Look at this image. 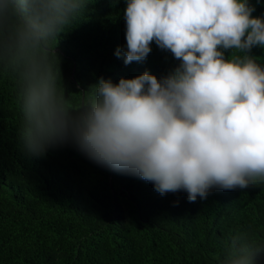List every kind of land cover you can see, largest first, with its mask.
<instances>
[{
	"label": "clouds",
	"instance_id": "1",
	"mask_svg": "<svg viewBox=\"0 0 264 264\" xmlns=\"http://www.w3.org/2000/svg\"><path fill=\"white\" fill-rule=\"evenodd\" d=\"M92 0H0V19L20 17L23 60L17 94L19 138L33 155L71 142L95 164L139 177L161 196L264 184V17L249 0H124L123 63L142 62L151 45L179 64L157 78L145 71L113 83L100 78L75 103L49 54ZM260 3V0H256ZM229 55L226 57L225 53ZM89 88V89H90ZM221 264H256L264 243L234 237Z\"/></svg>",
	"mask_w": 264,
	"mask_h": 264
},
{
	"label": "trees",
	"instance_id": "2",
	"mask_svg": "<svg viewBox=\"0 0 264 264\" xmlns=\"http://www.w3.org/2000/svg\"><path fill=\"white\" fill-rule=\"evenodd\" d=\"M249 2L252 15L264 17V0ZM125 7L92 0L49 38L56 54L49 58L73 103L100 78L116 83L147 71L159 79L179 64L155 43L142 62L125 65L123 51L115 55L126 48ZM20 19L11 11L0 19V264H221L234 237L264 243V184L214 188L189 202L184 191L161 196L139 177L95 164L71 142L33 156L18 131ZM250 55L264 65V49Z\"/></svg>",
	"mask_w": 264,
	"mask_h": 264
}]
</instances>
